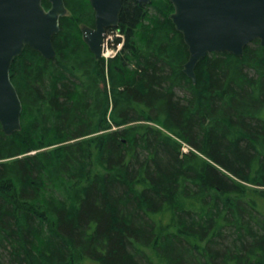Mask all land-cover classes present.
<instances>
[{
	"label": "trees",
	"instance_id": "1",
	"mask_svg": "<svg viewBox=\"0 0 264 264\" xmlns=\"http://www.w3.org/2000/svg\"><path fill=\"white\" fill-rule=\"evenodd\" d=\"M65 2L56 56L26 46L11 66L0 264H264L260 38L209 52L194 82L170 0H124L108 59L83 39L90 0Z\"/></svg>",
	"mask_w": 264,
	"mask_h": 264
},
{
	"label": "water",
	"instance_id": "2",
	"mask_svg": "<svg viewBox=\"0 0 264 264\" xmlns=\"http://www.w3.org/2000/svg\"><path fill=\"white\" fill-rule=\"evenodd\" d=\"M0 0V122L6 134L21 130L23 103L11 78V66L26 46L46 57L56 56L53 37L68 8L65 0ZM151 3L152 0H138ZM170 14L189 48L185 73L196 81L195 68L212 51L243 55L248 43L264 45V0H170ZM95 27L83 24V39L96 58L102 57L105 32L117 27L124 0H90Z\"/></svg>",
	"mask_w": 264,
	"mask_h": 264
},
{
	"label": "built area",
	"instance_id": "3",
	"mask_svg": "<svg viewBox=\"0 0 264 264\" xmlns=\"http://www.w3.org/2000/svg\"><path fill=\"white\" fill-rule=\"evenodd\" d=\"M121 45H117L115 43V38L113 35H110L106 42V49H105V55L107 57L114 56L121 48Z\"/></svg>",
	"mask_w": 264,
	"mask_h": 264
},
{
	"label": "flooded vegetation",
	"instance_id": "4",
	"mask_svg": "<svg viewBox=\"0 0 264 264\" xmlns=\"http://www.w3.org/2000/svg\"><path fill=\"white\" fill-rule=\"evenodd\" d=\"M95 21H96V19H95ZM95 25H96V22H94V26H91V25H89V26L95 27ZM114 30L115 29L114 28H111V27L107 28V30L105 32V37H107V35L110 34V33H116Z\"/></svg>",
	"mask_w": 264,
	"mask_h": 264
},
{
	"label": "bare ground",
	"instance_id": "5",
	"mask_svg": "<svg viewBox=\"0 0 264 264\" xmlns=\"http://www.w3.org/2000/svg\"><path fill=\"white\" fill-rule=\"evenodd\" d=\"M119 33V32H118ZM118 33L116 32L115 34L114 33H110L111 35H113L114 37H115V35L117 36L118 35ZM115 43L117 44V45H121L122 44V42H117V41H115ZM122 48V47H121ZM120 48V49H121Z\"/></svg>",
	"mask_w": 264,
	"mask_h": 264
},
{
	"label": "rangeland",
	"instance_id": "6",
	"mask_svg": "<svg viewBox=\"0 0 264 264\" xmlns=\"http://www.w3.org/2000/svg\"><path fill=\"white\" fill-rule=\"evenodd\" d=\"M95 22H96V21H95ZM114 34H115V33H114ZM115 37H116V35H115ZM115 37H114V38H115ZM183 150H184V151H188V150H189V147H188L187 145H184V146H183Z\"/></svg>",
	"mask_w": 264,
	"mask_h": 264
}]
</instances>
